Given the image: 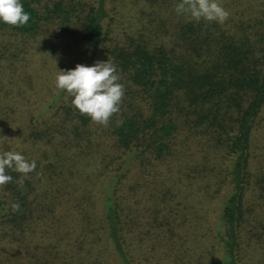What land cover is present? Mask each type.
<instances>
[{
  "label": "trees",
  "instance_id": "1",
  "mask_svg": "<svg viewBox=\"0 0 264 264\" xmlns=\"http://www.w3.org/2000/svg\"><path fill=\"white\" fill-rule=\"evenodd\" d=\"M22 3L29 21L19 27L0 24V33L32 39L50 28L61 38L82 43L90 48L88 64L97 59L116 64L120 82L133 101L109 118L114 152L104 165L98 213L83 205L85 195L75 189L65 151L79 147L82 152L91 145L96 122L70 102L45 121V130L34 133L37 141L54 148V160H38L23 186L17 182L21 174L9 170L13 181L0 186V264H153L150 256L142 259L139 254L144 238L156 228L173 232L174 217H166L165 222L157 216L155 223L147 224L137 220L132 203L136 187L129 176L138 167H154L172 157L177 151L175 139L185 126L195 129L210 148L224 150L231 189L211 232V248L200 257L202 262L186 264H245L249 245L245 231L254 213L247 199L253 175L251 140L264 111V21L242 22L231 31L215 21L184 20L178 54L132 36L116 41L106 25L107 0ZM88 198H93L90 192ZM14 202L20 204L19 210H12ZM72 217L80 238L66 241L59 227ZM41 225L48 226L45 247L36 235ZM86 238L90 240L84 252L78 243ZM95 246L100 253L92 255Z\"/></svg>",
  "mask_w": 264,
  "mask_h": 264
},
{
  "label": "rangeland",
  "instance_id": "2",
  "mask_svg": "<svg viewBox=\"0 0 264 264\" xmlns=\"http://www.w3.org/2000/svg\"><path fill=\"white\" fill-rule=\"evenodd\" d=\"M176 3L177 0H107L110 17L106 25L110 26L116 41H125L132 36L147 41L152 47L165 45L180 54V22L190 18L176 13ZM222 4L229 12L228 18L219 23L223 30L236 31L242 22L264 21V0H222ZM89 49L77 41L61 38L50 28L32 39L0 33V151H20L37 164L40 159L54 160V148L37 141L34 133L45 130V121L56 114L59 107L69 106L71 102L67 93L54 86L56 67L59 70L74 68L77 63L88 64ZM127 92L125 88L120 109L127 108L133 101ZM109 127V120L107 124H92L91 145L85 143L87 146L82 152L79 147L65 150L75 189L79 195H85L83 205L91 213L101 210L102 173L114 152ZM195 133V129L185 126L181 136L175 139L177 151L172 157L154 167H138L129 176L136 187L132 203L137 220L142 219L147 224L155 223L157 216L165 222L166 217H174L171 220L173 232L156 228L151 231L153 234L144 238L145 247L139 254L142 259L150 256L153 264L202 262L200 257L211 248V232L231 191L226 177L229 158L224 150L210 148L208 142ZM251 165L253 175L247 199L254 213L251 226L248 225L245 231V243L249 244L245 264H264V111L252 135ZM89 192L92 199L88 198ZM70 210L79 215L77 208ZM70 220L62 225L63 228L59 227L60 237L66 241L80 238L75 217ZM47 228V225H41L36 232L43 238V247L49 242ZM89 240L86 238L84 243L83 240L78 243L84 252ZM97 253L100 249L95 246L92 255ZM205 255L204 260L207 259Z\"/></svg>",
  "mask_w": 264,
  "mask_h": 264
},
{
  "label": "clouds",
  "instance_id": "3",
  "mask_svg": "<svg viewBox=\"0 0 264 264\" xmlns=\"http://www.w3.org/2000/svg\"><path fill=\"white\" fill-rule=\"evenodd\" d=\"M175 11L195 21L222 23L229 12L222 0H177ZM30 19L22 0H0V24L23 26ZM54 86L70 96L71 104L93 122L107 124L109 118L120 111L125 86L120 82L116 64L112 60H97L92 64L77 63L74 68L57 69ZM37 167L34 159L29 160L20 151H0V186L13 181L9 170L20 173L18 186ZM12 210H19L20 204H11Z\"/></svg>",
  "mask_w": 264,
  "mask_h": 264
}]
</instances>
